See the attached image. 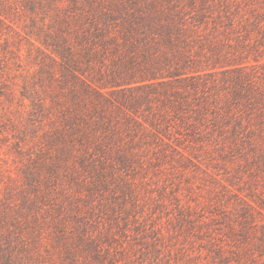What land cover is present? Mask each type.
Masks as SVG:
<instances>
[{
	"label": "rangeland",
	"instance_id": "rangeland-1",
	"mask_svg": "<svg viewBox=\"0 0 264 264\" xmlns=\"http://www.w3.org/2000/svg\"><path fill=\"white\" fill-rule=\"evenodd\" d=\"M0 264H264V0H0Z\"/></svg>",
	"mask_w": 264,
	"mask_h": 264
}]
</instances>
